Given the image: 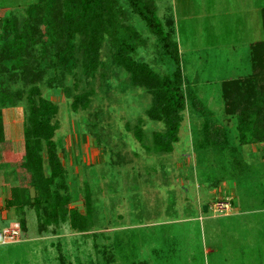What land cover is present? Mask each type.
I'll list each match as a JSON object with an SVG mask.
<instances>
[{
    "label": "rangeland",
    "instance_id": "rangeland-1",
    "mask_svg": "<svg viewBox=\"0 0 264 264\" xmlns=\"http://www.w3.org/2000/svg\"><path fill=\"white\" fill-rule=\"evenodd\" d=\"M40 1L0 0V35L5 42L14 39L17 28L13 30L8 17H17L23 29L30 7ZM217 1L153 0L164 30L179 47L186 85L187 108L180 141L172 152L154 149V134L164 130V122L148 116L151 93L131 82L130 74L115 62L109 42L101 50L103 65L92 78L80 66L75 74L63 70L58 53L66 38L57 33L46 45L36 39L33 49L39 61L26 64V79L12 73L11 61L0 60V152L7 150L10 158V164L1 167L0 264H127L133 257L146 264H264V139L237 148L248 170L233 169L232 178L219 181L231 160L227 165L229 155L218 154L205 130L210 118L225 126L234 148L240 138L237 116L244 112L246 121L254 130L258 126L264 137V0ZM259 4L261 12L256 11ZM42 13L53 18L45 9L29 26L39 23L44 35L48 26L42 23ZM126 21L145 39L136 58L163 75L171 74L175 63L157 36L134 13ZM4 25L9 35H4ZM205 27L212 32L206 35ZM217 33L221 35L215 37ZM1 42L5 43L0 38V48ZM57 74L75 94L94 90L86 109L74 110L73 99L62 89L48 87ZM32 83L58 105L55 142L66 170L59 190L71 198L69 212L90 213L85 231L73 227L68 211L65 218L48 224L53 213L49 200L38 198L21 167ZM234 84L241 88L238 95L231 91ZM225 99L235 114H229ZM5 116L9 121L20 119L14 131L24 140L14 152L12 142L4 140ZM46 150L45 145L44 171L49 174ZM16 186L28 190L29 201L9 208L7 201ZM206 205H213L215 216L205 211ZM16 223L21 229L11 238L7 231ZM127 235L135 237L134 256L127 249ZM255 244L261 247L250 249Z\"/></svg>",
    "mask_w": 264,
    "mask_h": 264
},
{
    "label": "trees",
    "instance_id": "trees-1",
    "mask_svg": "<svg viewBox=\"0 0 264 264\" xmlns=\"http://www.w3.org/2000/svg\"><path fill=\"white\" fill-rule=\"evenodd\" d=\"M45 9L50 10V16L53 18H45L42 13V23L48 26L42 35L39 23H35L32 27L29 24L32 18L39 17ZM129 13H134L139 17L150 32L157 36L175 63L176 67L171 74L163 75L144 59L136 58V53L145 44V39L135 27L126 21ZM27 15L28 19L26 21L24 19L23 29H19L20 21L17 20V17L16 19L13 15L8 17L7 22L13 21L11 23L13 30L17 27L14 39L5 42L6 39L0 35V38L5 42H1L0 60L6 59L13 63L11 67H8L12 69V73L26 79L29 76L26 64L32 66L36 61H39L35 58L37 55L33 49L36 47L34 44L36 39L40 37L38 40L40 41L42 38L41 42L46 45L51 42L53 34L57 33L66 38L64 47L58 53V62L63 70L75 74L77 67L80 66L83 68V72L92 78L103 65L101 50L104 44L109 42L114 48L115 62L130 74L131 82L134 85L145 87L151 93L153 100L147 112L148 116L164 122V130L154 134V149L165 153L174 150L175 144L180 141L183 113L187 108L186 85L179 47L170 40V31L164 30L153 0H41L39 4L30 7ZM6 25L3 28L6 31L4 32L5 36L8 34ZM36 32L38 36H36ZM30 35L32 38L29 39ZM46 36L48 39H45ZM30 81H34V78ZM47 85L51 89H62L66 97L72 98L74 110L86 109L94 94L93 89L75 94L73 88L65 84L62 74L51 77ZM225 88L227 86L224 85L223 92L226 98L228 95L225 96L227 94L226 90L224 91ZM232 89L234 90L231 91L236 95L239 94L237 91L241 90L238 84H234ZM28 92L30 111L25 128V159L21 167L28 172L31 186L38 192V198L49 200L53 213L47 223L51 224L57 222L60 216L66 217L71 199L67 194L61 196L59 190L61 187L59 181L65 180L66 172L55 142L57 126L54 120L59 108L56 103L42 94L37 85L33 84ZM225 100L227 103V99ZM230 102L227 103V111L233 115L235 112L228 109L231 106ZM195 104L198 103L195 102ZM237 119L240 138L238 146L234 148L229 144L225 126L219 125L210 118L205 130L208 131L207 139L218 154L226 155V157L229 155L227 159L231 160L233 166H236L241 173L248 170L247 166L249 165L244 162L241 156H238L236 149L256 143L263 140L264 137L260 135L257 125L258 130H254L252 123L246 121L244 112L238 113ZM136 135L141 139L140 130ZM45 145L47 146L49 174H45L44 171L42 150ZM29 194L25 188L13 187L7 206L14 208L26 205L29 201ZM69 213H71V222L75 229L85 231L90 226V213L83 215L77 209L71 210ZM127 237V249L133 252L131 256H134L137 251L135 237L128 235ZM128 260L127 264H146L137 257Z\"/></svg>",
    "mask_w": 264,
    "mask_h": 264
},
{
    "label": "crops",
    "instance_id": "crops-1",
    "mask_svg": "<svg viewBox=\"0 0 264 264\" xmlns=\"http://www.w3.org/2000/svg\"><path fill=\"white\" fill-rule=\"evenodd\" d=\"M206 1H209L210 3H213V4H219V2L217 1V0H198V2L200 3V4H205V2ZM260 6H258V8H256V11L257 12H261V10H262V8H263V6L261 5V4H259ZM262 15V14H261ZM168 24H170L171 22L170 21H168L167 22ZM167 24V25H168ZM250 25H253V26H255L254 24H250ZM249 25V26H250ZM261 25V24H260ZM262 27H263V21H262V25H261ZM249 28V27H248ZM207 30V27H205V28H202V32H205L206 33V35H208V34H210V31L211 30H209V31H206ZM249 30H250V28H249ZM212 32V31H211ZM220 32V31H219ZM218 34V33H217ZM203 35V34H202ZM219 35H221V34H218V35H215V37H218ZM193 36H196V35H192V39L194 40L195 39V37H193ZM221 37V36H220ZM222 38V40H223V37H221ZM257 41V38H256V40L255 41H249V42H252V43H254V42H256ZM252 43H250V44H252ZM249 47H250V45H249ZM20 121V119H16V117L13 119V120H7V118H6V116H5V118H4V120H3V126H4V132H5V137H6V139H4L6 142H12V146H13V148L15 147V150H13V148L11 147V149H12V151H10V152H14V151H16L17 149H18V147H20V144H21V141L22 140H24V138H23V134L21 133V134H19V132H15L14 130H15V128H17V125H16V123H18ZM9 124H11L12 125V127H13V131H11L10 129H9V127L10 126H8ZM22 135V136H21ZM245 146H248V145H245ZM245 146H243V148L245 147ZM0 148H1V144H0ZM17 148V149H16ZM7 150H3V151H1L0 152V182H1V178H3V174H1V167H4V168H6L9 164H10V158L8 159V158H6V156L5 155H7V152H6ZM9 153V152H8ZM225 161L227 162V165H228V159L226 158L225 159ZM233 169H237L236 168V166H233V164L231 163L230 164V166L229 167H227L226 166V168H225V170L228 172L227 173V175H224V177L222 178L221 177V179L219 180V181H221V180H223L224 178H232L233 176V174H235L236 172H234V173H232V171H233ZM243 179V178H242ZM236 180V179H235ZM218 181V182H219ZM1 185V184H0ZM4 185V184H3ZM6 185H7V183H6ZM8 186V185H7ZM6 190H8V187L7 188H5ZM248 191V190H247ZM249 192V191H248ZM1 193H2V191L0 190V197H1ZM5 193V192H4ZM240 195V194H239ZM11 196V195H10ZM8 197H9V195L7 194L6 195V193H5V199H8ZM2 198V197H1ZM235 206H238V203H235ZM204 209H205V211H207V212H210V210L212 211V213H213V215H214V207H213V205L212 206H208V205H206L205 207H204ZM204 211V210H203ZM202 211V212H203ZM214 211V212H213ZM240 212V211H239ZM236 213H238V212H236ZM222 215H225V216H230V215H232V214H222ZM198 216H200V213L198 212ZM215 216V215H214ZM201 217H203V216H201ZM254 247H261V245H257V244H255V246H253V245H251V248L250 249H253Z\"/></svg>",
    "mask_w": 264,
    "mask_h": 264
},
{
    "label": "built area",
    "instance_id": "built-area-1",
    "mask_svg": "<svg viewBox=\"0 0 264 264\" xmlns=\"http://www.w3.org/2000/svg\"><path fill=\"white\" fill-rule=\"evenodd\" d=\"M226 206H229V204L227 203ZM20 229H21V224L19 223L13 224L11 228H8L7 234L11 238H15V236L19 234Z\"/></svg>",
    "mask_w": 264,
    "mask_h": 264
}]
</instances>
